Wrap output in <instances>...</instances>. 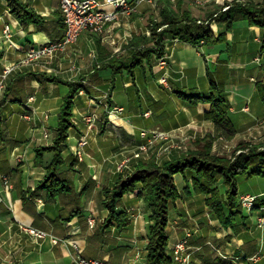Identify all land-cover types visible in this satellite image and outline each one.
I'll return each mask as SVG.
<instances>
[{
	"label": "crops",
	"instance_id": "crops-1",
	"mask_svg": "<svg viewBox=\"0 0 264 264\" xmlns=\"http://www.w3.org/2000/svg\"><path fill=\"white\" fill-rule=\"evenodd\" d=\"M20 1L37 13L41 23L20 24L6 0H0V78L3 69L21 59L28 49L60 40L65 34L58 0ZM192 1L140 0L136 12L130 16L119 15L107 25L102 37L82 32L65 54L56 55L49 62L22 67L9 76L5 93L0 97V264H75L77 256L111 264H147L145 230L149 226L150 214H146L145 222V213L136 212L144 206L137 192L125 195L119 207V210L131 211L127 227H98L107 216L101 208L103 197L99 194L102 187L113 184L117 177L115 164L118 163L116 153L112 151L114 139L102 136L109 134L113 138L123 136L128 139L135 130L176 131L185 128L187 135H196L201 134L205 126H210L211 131L215 126L204 117L210 104H193L191 100L192 97L209 96L213 83L219 89V95L228 102L227 118L235 131L234 136L244 135L248 127L264 116L263 33L259 27L245 22L236 23L229 31L222 25H214L215 35L224 37L218 43L198 47L177 40L169 41L166 69H160L156 59H151L142 69L135 70L133 77L124 73L113 78L111 70L97 62L104 55L107 58L123 56L133 35H145V20L152 15L158 20L165 14L180 16L191 12L196 16L198 11L193 8ZM6 27L9 28V37L4 32ZM99 46L104 52L98 50ZM42 74L66 82L82 80L91 85L92 97L105 94L114 106L130 109L132 114L136 112L133 108H139L143 117L145 114L144 119H133L135 115L126 111L125 118H117L122 120L121 124L103 126L104 130L105 127L109 130L100 136L102 140L94 138L90 150L95 148L96 151H86L87 160L81 164L72 165L75 158L71 151H63L60 177L66 179L72 192L54 199L36 191L46 170L35 164V150L49 144L55 128L49 121L58 115L67 87L45 81ZM163 74L167 86L159 83ZM90 95L81 91L74 98L73 120H76L77 127L71 129L70 140L74 141L87 132L80 116L91 106ZM108 118L99 120L100 124H106ZM45 134H49V138ZM49 158L46 155V160ZM250 169L259 173L241 176L246 179L264 177L263 164ZM175 181L178 188L184 190L188 182H192V176L184 178L177 174ZM180 194L182 199L191 197L184 192ZM246 194L258 197L257 208L251 213L237 214L233 229L218 225L221 231H217L223 234L219 239L224 242L221 248L224 253L232 255L229 264H264V224L263 228L258 225L259 218H264V185L255 192L240 193L238 190V195ZM174 211L177 212L176 207L171 208L169 220ZM92 217L98 225L94 229L87 225ZM200 223L203 229L194 236L193 254L202 250V244H196L197 241L211 233L205 219ZM22 225L45 231L58 242L53 243L50 237L34 238L22 230ZM184 233L169 226L172 242L182 239ZM137 249L141 250V257L134 259ZM193 254L191 260L195 261Z\"/></svg>",
	"mask_w": 264,
	"mask_h": 264
},
{
	"label": "trees",
	"instance_id": "trees-1",
	"mask_svg": "<svg viewBox=\"0 0 264 264\" xmlns=\"http://www.w3.org/2000/svg\"><path fill=\"white\" fill-rule=\"evenodd\" d=\"M11 13L22 25L39 24L40 17L37 13L20 0H6ZM243 21L249 26H259L263 31L264 49V2L242 3L235 1L223 10L217 8L210 12L204 21L193 18L188 12L178 16L165 14L160 21L151 20L148 28L150 36L133 35L125 49L123 56H113L97 60L101 66L111 70V76L127 73L133 77L134 71L142 69L144 63L151 59H159L164 55L165 40L169 37L177 38L183 43L198 46L201 41L205 44L221 42L224 37L214 36L210 24L215 22L223 24L227 31L231 30L235 23ZM63 22V19H62ZM64 25V22H63ZM65 26V25H64ZM100 52H104L100 46ZM47 82L62 84L68 87V94L63 97L58 112V122L54 128V140L52 145L38 147L35 164L44 166L46 174L36 189L43 192L49 199H54L60 194L70 193L72 189L67 186L66 179L60 177L59 167L64 164L63 150L69 137V130L73 127V100L80 91L91 94L93 90L82 82H66L46 74L41 75ZM215 84H211V92L207 97H192L191 102L209 103L211 105L205 119L212 121L218 130L233 132L227 118L228 103L225 98L216 94ZM212 138L197 141V148L186 155L164 163L159 166L154 160L141 161L130 175L120 176L113 187L102 189V207L108 210V216L99 224L100 229L114 226L121 228L129 224L125 210H119L118 205L124 195L140 189L138 196L142 199L148 211L151 225L148 227V243L146 246L148 264H174L166 254L169 238L167 226L169 212L173 204L179 198V190L174 182L177 174L187 178L192 176V189L195 192L207 195L206 204L213 211L217 220L223 227H234L236 215L239 214L237 195V180L243 174H258L251 171V165L255 160L264 163V147L247 145V150L237 154L232 160L216 157L211 154ZM46 155L50 158L46 160ZM224 187L222 191L218 184ZM185 194L191 190L185 188ZM26 203V199H23ZM67 218V220H69ZM204 264H225L220 260H212L207 255L202 257Z\"/></svg>",
	"mask_w": 264,
	"mask_h": 264
},
{
	"label": "rangeland",
	"instance_id": "rangeland-1",
	"mask_svg": "<svg viewBox=\"0 0 264 264\" xmlns=\"http://www.w3.org/2000/svg\"><path fill=\"white\" fill-rule=\"evenodd\" d=\"M235 1H239L242 3L253 2L255 4H259V3L264 2V0H193L192 6L194 9H197V11H198L197 15L195 16L191 12H188V13L193 18L204 21L206 16L210 12L214 11L217 8H221V9L225 10L228 8V6L230 4H232ZM154 7H155V12H156V10H157L156 5ZM152 19L157 20V21L161 20V19L158 20V18L154 15H152L149 20H147V21L145 20V23L147 22V25H145V35L147 37L150 36V31H149L148 25ZM240 22H243V21H239L237 23H240ZM214 25H222V26H224V25L223 24H217L215 22H212L210 24V28L213 31L214 36L217 37L215 35L214 30H213ZM254 26H256V25H254ZM257 27H259V26H257ZM224 28H225V26H224ZM225 30H226V28H225ZM104 32L101 35H99V37H102L104 35ZM262 33H263V31H262ZM171 40L180 41L177 38H171V37H169L165 40L164 55L161 58L156 59L157 66L160 69H166L168 66L167 61H166V53H167L166 48H167L168 42ZM73 44H71V45H73ZM71 45H69L63 52L56 53V55L65 54ZM203 45H205V43L203 41H201L199 43L198 47L203 46ZM262 46H263V38H262L261 48H262V50H264ZM51 59H42V60H39L35 63L49 62V61H51ZM19 61H20V59L17 62H19ZM161 61L165 62L164 67L161 65V63H160ZM35 63H33L32 65H34ZM32 65H30V66H32ZM22 67H29V66H22ZM71 67L73 68L74 66H71ZM9 76L7 77L6 81L8 80ZM0 81H1V78H0ZM6 81H5L4 90L0 92V97H2L3 94L5 93ZM89 81H90V83H92V81L88 79V82ZM159 83L161 85L167 86V78H166L165 74H163L162 77L159 79ZM87 86L91 87V85H87ZM216 89H217V91H216V94H217L219 92V89L217 87H216ZM68 90L69 89L67 87L66 93H65L66 95L68 94L67 93ZM92 95L93 94L91 93L90 98L92 101L90 102L91 106H90L89 110L85 113H82L80 116L81 121L84 123V126L86 127L85 131H87V132L83 133L81 136L79 135V137L75 138L74 141H73V139L70 140L71 129H73V128L75 129L77 127V122H76V120H73V117H72L71 121H72L73 127L69 130V137H68L67 142H66V148L63 151H71L72 155L75 158V160L71 162L72 165L76 164V163L81 164L87 158L86 151H92V150L96 151V149L94 147H93L94 149L90 150V148L93 145L92 143H95V142H93L94 138H96L97 140L99 139L98 141L102 140V137H107V139L111 138L112 140L114 139V147L115 148H113L112 151H115L116 158L118 160V163L115 164V167L117 169V173H116L117 177L115 178L111 187L105 186V187L110 188V189L113 187V185L116 182V180L118 179V177L130 175L131 173H133L138 162L154 160L159 166H162L166 162L180 158V157L186 155L189 151L195 150L197 148V141L200 139H205L208 136H210L212 138L211 151H210L211 154L213 156L226 158L228 160H232L240 152L246 151L247 145L264 147V116L257 119L253 123V125L248 127L246 129L244 135H242V136L240 135L237 137L234 136L235 131L233 128H232L233 132H228L226 130H218L212 121L205 119L208 121V123L212 122L214 124L215 128L213 127V129L210 131V129H209L210 126L202 127V129H201L202 133L198 132L201 134H196V135H190V134H189L190 136L187 135L186 128L185 129H178L176 131H157V130L146 129L145 130V132H146L145 137L141 136V133L144 130H141V131L138 130V132H137V130H135L134 134L128 139H125L123 136L113 138V135L110 136L109 134H107L106 136H102L100 139V136L103 135V132L105 130H109V128L107 129L106 127L104 130L103 126L106 125V126L114 127V126L121 124L122 120L117 119V120H115V123H113L111 121V118H113V117L110 115V111H111V108L114 107L115 104L113 105L110 102V100H108L107 95L103 94L104 96H100L98 98H94V97H92ZM210 107H211V105H210ZM73 109H74V100H73ZM133 110H136V112L134 114L129 112L130 109L129 110L124 109V111L122 112V114L118 118H121V117L125 118L126 111H128L129 113H131V115H135V116H133V119H144L145 114L143 117L142 110L140 111L139 108L138 109L133 108ZM73 116H74V114H73ZM90 116L92 117L91 118V124L87 120L88 117H90ZM105 117H107V118L109 117L107 119L106 124L105 123L100 124L101 122L99 120L103 121V119ZM133 119L130 118V121ZM57 122H58V117H57V114H55L51 118V120L49 121V124L54 128V127H56ZM51 135H52L51 138H49V134H45V137L49 138V141H48L49 144L45 145V146L52 145L53 140H54V131ZM148 137L150 138L149 143H148V139H147ZM82 138H84L86 140L87 144L82 149L81 159H79L76 156V151H77L78 144L82 140ZM105 143H107V142H105ZM142 145L146 146L145 150L139 149V147ZM88 147H89V149H88ZM132 155H133L132 159L129 160V158ZM262 164L264 165L262 160H260V159L255 160V162L252 163L251 168L257 169ZM244 177L241 176L239 178V180L237 181L238 190L240 191V193L245 192V191L246 192H255V191H257V189H259L261 186L264 185V177H261V178L260 177L259 178L248 177L247 179ZM174 182H175V185L177 186L176 181H175V177H174ZM188 184L189 185H187L186 188H189L191 190V192L189 193V194H191V197L182 199V196L180 193L183 194V189L178 188V186H177L180 196L173 204H171L172 208L176 207L177 212L175 213V211H174V215L171 217V220H168L167 236L169 238V242H168V247L166 249V254L171 258V260L174 264H204L202 257L205 255L210 257L212 260L217 259V260H220L221 262H224L225 264L231 263L230 261L233 260L232 255H228L227 253H224L223 252L224 250H222V248H221V245L224 242L222 243V241L219 239L222 238L223 234L221 232L217 231V230H220L219 226L222 227L223 229H227V228L223 227L220 224V222L217 220L213 211L210 210V208L207 206L206 199L208 196L205 194H202V193L195 192L192 189V186L190 185V184H192V182H190V183L188 182ZM218 187L222 191L224 190V187H222L220 185V183L218 184ZM103 188L104 187H102V189ZM139 190L140 189H137V190L130 192L128 194H133V193L137 192V197L140 199V197L138 196ZM189 194H186V195L188 196ZM99 195H100V197H103L102 196V190H101V193ZM247 196L252 198V196H254V195H250V194L237 195V204H238L237 208L239 209V214L242 213L243 211L245 213H251L253 210H255L257 208L258 197L255 196V199L251 203V205H247V203L245 202V199ZM140 200L142 201L144 206H142L143 208H140V210L137 209L136 212L140 213L139 211H141V213H145V222H146L147 221V218H146L147 215L146 214L147 213L150 214V212L148 211L145 202L142 199H140ZM102 201H104V197H103ZM121 202H122V199L120 200V203L118 205V209L121 206ZM177 202H178V204H177ZM101 208L107 212V216H108V210H106L102 207V202H101ZM123 210H125V209H123ZM125 211L127 213L128 222L130 223L129 214L131 211L130 210H125ZM92 219H93V217H92ZM203 219H205L208 222L211 233L209 234L208 237L200 239L197 241L196 244H202V250L200 251L201 253L198 251L195 254H193L194 253L193 251H195V250H192L191 244L195 243L194 236L196 234L200 233V229H203L202 224L200 223L201 221H203ZM213 219H216L215 222ZM103 221H104V219H103ZM263 224H264V218H259V220H258L259 227L263 228ZM87 225H88V221H87ZM95 225H96V220L94 219V227L92 229H94L96 226H98V225H96V226ZM128 225L124 226V228L127 227ZM149 225H151L150 220H149ZM214 225H216V226H214ZM169 226L173 230H176V231H178V229L183 230L185 232L184 237L180 240H176V241L172 242L170 240ZM111 227H114V226H111ZM146 227H147V223H145V229H146ZM114 228H116V227H114ZM121 228H123V227H121ZM228 228L233 229L234 227H228ZM212 232H214V233H212ZM145 234H146V237H145L146 238L145 239L146 245H145V249H144L145 252L144 253H145V259H146L145 262H147L146 246L148 243V228H147V231L145 230ZM223 239L227 240L228 238L223 237ZM176 245H182V249L180 250V254L182 257L187 256V262L175 261L173 259V250L175 249ZM192 254H193V257L195 258V261L191 260ZM140 257H141V250L137 249L134 253L133 258L137 259ZM104 262H106V261H104ZM147 264H148V262H147Z\"/></svg>",
	"mask_w": 264,
	"mask_h": 264
},
{
	"label": "built area",
	"instance_id": "built-area-1",
	"mask_svg": "<svg viewBox=\"0 0 264 264\" xmlns=\"http://www.w3.org/2000/svg\"><path fill=\"white\" fill-rule=\"evenodd\" d=\"M59 8L62 15V19L65 25V34L60 40L49 42L44 45L32 47L26 51L19 62L6 66L3 69L0 81V92L5 88V81L7 77L14 71L20 69L22 66H30L33 63L42 59H51L56 53L63 52L69 45L75 43L82 32H89L94 35H101L106 26L109 23L114 22L119 15L130 16L136 12L137 4L139 1L134 0H58ZM6 37H9V28L5 30ZM161 65L164 67L165 62L161 61ZM124 109L122 107L114 106L111 108L110 115L113 117L111 121L115 123V120L122 114ZM110 116V117H111ZM91 116L88 117V122L91 124ZM91 126V125H90ZM141 136L145 137L146 132L142 131ZM148 143L150 138L148 137ZM87 142L84 138L79 142L76 156L81 159L82 149L86 146ZM141 150H145L146 146L139 147ZM246 197L245 202L247 205H251L255 196L250 198ZM261 224V223H260ZM89 228L94 227V219H88ZM22 230L37 239H44L50 237L53 243H57L58 239L49 236L45 231L33 228L28 225H22ZM182 245H176L173 250V259L175 261L187 262V256L182 257L180 250ZM75 264H111L108 262L100 261L98 259H85L83 257H75Z\"/></svg>",
	"mask_w": 264,
	"mask_h": 264
},
{
	"label": "bare ground",
	"instance_id": "bare-ground-1",
	"mask_svg": "<svg viewBox=\"0 0 264 264\" xmlns=\"http://www.w3.org/2000/svg\"><path fill=\"white\" fill-rule=\"evenodd\" d=\"M162 134V133H161Z\"/></svg>",
	"mask_w": 264,
	"mask_h": 264
}]
</instances>
